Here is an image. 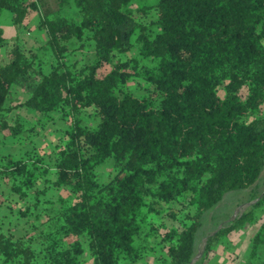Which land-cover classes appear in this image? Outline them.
Instances as JSON below:
<instances>
[{
    "label": "trees",
    "instance_id": "16d2710c",
    "mask_svg": "<svg viewBox=\"0 0 264 264\" xmlns=\"http://www.w3.org/2000/svg\"><path fill=\"white\" fill-rule=\"evenodd\" d=\"M4 12L17 32L35 13L46 41L25 50L0 29V133L30 130L12 119L24 108L56 114L64 141L0 155V262L190 264L203 216L264 168V0H0ZM260 206L264 193L213 241ZM248 253L264 264V214Z\"/></svg>",
    "mask_w": 264,
    "mask_h": 264
},
{
    "label": "rangeland",
    "instance_id": "374dc122",
    "mask_svg": "<svg viewBox=\"0 0 264 264\" xmlns=\"http://www.w3.org/2000/svg\"><path fill=\"white\" fill-rule=\"evenodd\" d=\"M138 0H136L137 2ZM154 0H141L150 4ZM37 15L31 14L26 20L25 29L17 32L10 21V15L8 12H4L0 16V29L4 32V37L9 40H15L18 38V44L22 49L37 50L45 41L46 36L43 32L37 28ZM8 46H0V56L5 54V50ZM90 57V51L85 48L81 51H77L76 58L80 61H87ZM45 60V59H44ZM46 70L47 67L45 66ZM26 94L21 90L15 89L12 95V103H19L23 101ZM90 115L91 111H87ZM42 116L30 109H16L12 113V119L21 122L23 127L30 129L20 134L18 139L5 136L4 133H0V155L6 154L8 151L14 156L23 154V151H29L31 149L37 152H49L51 147L58 141L61 144L64 141L62 132L59 131V126H62L60 120H58L56 114H52L48 121H44L38 118ZM86 120L92 122L91 117H87ZM7 133V132H6ZM108 166L99 168V173L104 175L109 173ZM0 192L5 196L8 192L7 189L0 185ZM57 193V191H56ZM264 193V168L260 176L258 177L254 186L246 190H240L225 194L221 200L209 210L202 219L201 226L199 227L195 239H194V254L190 264H259L260 260L254 259L249 255L250 236L256 231V226L261 221V216L264 214V208L261 206L258 210H253L250 218L255 215V221L253 223L246 222L242 229L232 232L229 236L224 237L222 240L213 241L214 235L221 229L231 226L235 223L236 219L242 215L250 212L253 206L261 199ZM3 211V210H2ZM7 221H9L7 219ZM18 221L15 220L14 223ZM22 222V221H21ZM7 224V223H6ZM13 228L16 234H22L25 226L23 224H15ZM9 225H4L3 231L9 229ZM207 244L210 246L208 251L205 252ZM35 247L39 245L34 244ZM157 254L162 252L157 249ZM207 258H206V257ZM205 257L207 262L202 259ZM0 264H2L0 262ZM138 264H156L153 259L150 261H141Z\"/></svg>",
    "mask_w": 264,
    "mask_h": 264
}]
</instances>
